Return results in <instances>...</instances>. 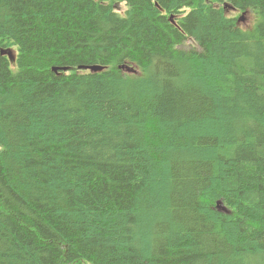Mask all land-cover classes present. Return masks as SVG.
Masks as SVG:
<instances>
[{"label":"trees","instance_id":"1","mask_svg":"<svg viewBox=\"0 0 264 264\" xmlns=\"http://www.w3.org/2000/svg\"><path fill=\"white\" fill-rule=\"evenodd\" d=\"M0 264H264V0H0Z\"/></svg>","mask_w":264,"mask_h":264},{"label":"rangeland","instance_id":"2","mask_svg":"<svg viewBox=\"0 0 264 264\" xmlns=\"http://www.w3.org/2000/svg\"><path fill=\"white\" fill-rule=\"evenodd\" d=\"M124 7L125 6H123V3L122 2H118V3H116L115 5H114V9L118 12V13H120V14H122L123 13V11H124ZM226 13L227 14H234L235 13V11L233 10V9H230V8H227L226 9ZM254 20H255V17H254V14L253 13H251V12H249V13H247V15H246V17L245 18H240L239 19V24L242 26V27H245V28H247V27H250V26H252V24H253V22H254ZM195 44H194V41L192 40V39H187L186 40V42H184V47L185 48H188V47H193ZM11 49V51H13L14 52V48L12 47V48H10ZM11 65H13V62L11 61ZM128 71H132V72H134L133 70H131V69H127ZM209 123H211V121H209V120H205L204 122H202L199 126H194V129L196 130V132H198V133H202L203 131L199 128V127H201V126H205V124H209ZM220 206V205H219ZM218 207V206H217ZM221 207V206H220Z\"/></svg>","mask_w":264,"mask_h":264},{"label":"water","instance_id":"3","mask_svg":"<svg viewBox=\"0 0 264 264\" xmlns=\"http://www.w3.org/2000/svg\"><path fill=\"white\" fill-rule=\"evenodd\" d=\"M9 53H11V51H9ZM124 69H128V68H130V67H128V65H123L122 66ZM60 69V67H52V69L53 70H57V69ZM79 68H87V69H90V70H98V69H101L100 67H96V66H79ZM61 69H63V70H66L67 69V67H62Z\"/></svg>","mask_w":264,"mask_h":264},{"label":"bare ground","instance_id":"4","mask_svg":"<svg viewBox=\"0 0 264 264\" xmlns=\"http://www.w3.org/2000/svg\"><path fill=\"white\" fill-rule=\"evenodd\" d=\"M169 19L172 21V17H171V16H169ZM1 53H4V52H3V51H1ZM130 68H131V67H130ZM130 68H129V69H130Z\"/></svg>","mask_w":264,"mask_h":264}]
</instances>
